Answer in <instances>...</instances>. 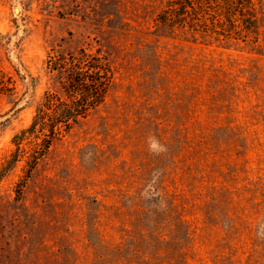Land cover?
I'll return each mask as SVG.
<instances>
[{
	"label": "rangeland",
	"instance_id": "obj_1",
	"mask_svg": "<svg viewBox=\"0 0 264 264\" xmlns=\"http://www.w3.org/2000/svg\"><path fill=\"white\" fill-rule=\"evenodd\" d=\"M167 1L0 0V164L60 91L49 55L112 70L26 180L24 157L0 179V264H264V0L226 36L159 24Z\"/></svg>",
	"mask_w": 264,
	"mask_h": 264
},
{
	"label": "trees",
	"instance_id": "obj_2",
	"mask_svg": "<svg viewBox=\"0 0 264 264\" xmlns=\"http://www.w3.org/2000/svg\"><path fill=\"white\" fill-rule=\"evenodd\" d=\"M250 4V0H168L157 21L172 28L187 27L226 36L234 33L239 24L237 32L253 31L255 18ZM46 66L56 74L60 91H44L28 126L12 136L14 148L0 164V179L24 157L26 180L53 142L104 101L112 79L107 59L82 48L75 53L49 55ZM14 91V81L0 69V94L12 95ZM18 185L16 197L21 194L22 185Z\"/></svg>",
	"mask_w": 264,
	"mask_h": 264
}]
</instances>
